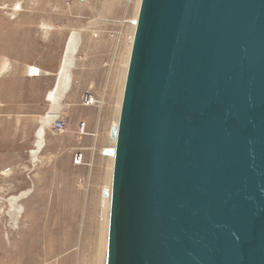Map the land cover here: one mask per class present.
<instances>
[{
  "label": "water",
  "instance_id": "water-1",
  "mask_svg": "<svg viewBox=\"0 0 264 264\" xmlns=\"http://www.w3.org/2000/svg\"><path fill=\"white\" fill-rule=\"evenodd\" d=\"M133 24L105 264H264V0H141Z\"/></svg>",
  "mask_w": 264,
  "mask_h": 264
},
{
  "label": "rangeland",
  "instance_id": "rangeland-1",
  "mask_svg": "<svg viewBox=\"0 0 264 264\" xmlns=\"http://www.w3.org/2000/svg\"><path fill=\"white\" fill-rule=\"evenodd\" d=\"M140 5L0 0V264H91L89 217L107 234L114 160L103 151L115 148ZM86 93L100 103L85 107Z\"/></svg>",
  "mask_w": 264,
  "mask_h": 264
},
{
  "label": "crops",
  "instance_id": "crops-1",
  "mask_svg": "<svg viewBox=\"0 0 264 264\" xmlns=\"http://www.w3.org/2000/svg\"><path fill=\"white\" fill-rule=\"evenodd\" d=\"M102 196H103V194H102ZM102 200H103V198H102ZM92 201H93V203L95 205L96 198L94 197V199ZM92 207H93V205H92ZM93 213L94 212H92V215H90V217H89V218H91L90 219V226H91L90 228H91V230L89 231V234H88V237H87L88 239H87V242L85 243V248L87 249V251L89 253H91V254L94 253L95 254L94 256H90L89 255L87 257L88 262L91 263V264H100V260H99V258H96V256L98 257V255L101 254L104 240H105V244H106V238H107V235H108V231H107V234H106V229L104 228V226H103V228L105 230H103V228L100 227V226H97V225L94 226L93 222L96 221V219L92 218V217H94ZM105 234H106V237L105 236L103 237V235H105ZM105 261H106V257H105Z\"/></svg>",
  "mask_w": 264,
  "mask_h": 264
},
{
  "label": "bare ground",
  "instance_id": "bare-ground-1",
  "mask_svg": "<svg viewBox=\"0 0 264 264\" xmlns=\"http://www.w3.org/2000/svg\"><path fill=\"white\" fill-rule=\"evenodd\" d=\"M135 26V25H134ZM136 27V26H135ZM76 35V34H75ZM73 36L72 37V40H71V44H70V50H71V53L74 55V53H75V51H76V49H77V35L76 36ZM76 48V49H75ZM129 67V66H128ZM63 77V78H62ZM62 77H61V79H62V81H61V88H60V91L63 89V88H67L68 87V85H67V80L69 81L70 80V76L68 75V73H67V71L66 70H64V72L62 73ZM65 84V85H64ZM56 111H53L52 113H51V115H55L56 113H55ZM53 118V117H52ZM51 118V119H52ZM53 120V119H52ZM111 158V157H110ZM111 192H112V187H111V191H110V194H109V196L107 197V199H106V197H105V199H103V204H104V206H103V212H104V214L106 215V219H107V213H108V218H109V214H110V208H109V206L111 207ZM102 198H103V196H102ZM109 208V209H108ZM108 211V212H107ZM103 214V215H104ZM104 219H105V217H104ZM109 227V226H108ZM105 235H103V237H104Z\"/></svg>",
  "mask_w": 264,
  "mask_h": 264
},
{
  "label": "built area",
  "instance_id": "built-area-1",
  "mask_svg": "<svg viewBox=\"0 0 264 264\" xmlns=\"http://www.w3.org/2000/svg\"><path fill=\"white\" fill-rule=\"evenodd\" d=\"M118 33L121 34L120 32H118ZM118 36H119L118 34H117L116 37H115V35H113V37H115V38H118ZM99 103L100 102L98 101V99L94 95H92L90 93H86L85 94L84 100H83V105L85 107H93V106H96ZM58 126H59V129L61 130L63 128L64 124L59 123ZM83 160L84 159H83V155L82 154H77L75 156V164L81 165L83 163Z\"/></svg>",
  "mask_w": 264,
  "mask_h": 264
},
{
  "label": "flooded vegetation",
  "instance_id": "flooded-vegetation-1",
  "mask_svg": "<svg viewBox=\"0 0 264 264\" xmlns=\"http://www.w3.org/2000/svg\"><path fill=\"white\" fill-rule=\"evenodd\" d=\"M19 213L21 214V210L19 211Z\"/></svg>",
  "mask_w": 264,
  "mask_h": 264
}]
</instances>
